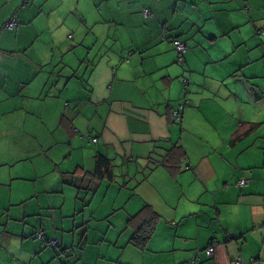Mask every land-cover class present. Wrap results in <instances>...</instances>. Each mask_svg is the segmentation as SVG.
Listing matches in <instances>:
<instances>
[{
    "label": "crops",
    "instance_id": "obj_1",
    "mask_svg": "<svg viewBox=\"0 0 264 264\" xmlns=\"http://www.w3.org/2000/svg\"><path fill=\"white\" fill-rule=\"evenodd\" d=\"M237 262L264 264V0H0V264Z\"/></svg>",
    "mask_w": 264,
    "mask_h": 264
},
{
    "label": "trees",
    "instance_id": "obj_2",
    "mask_svg": "<svg viewBox=\"0 0 264 264\" xmlns=\"http://www.w3.org/2000/svg\"><path fill=\"white\" fill-rule=\"evenodd\" d=\"M143 13H144V11H143ZM11 20H9L8 22H10ZM14 20H16V19H14ZM16 23L18 25L17 20H16ZM6 24H5V26H6ZM174 40H177V39H174ZM177 41H179V40H177ZM185 46H186V44H185ZM186 52H187V46H186ZM186 52L184 53V55L186 54ZM184 55H183L182 61L181 62L178 61L179 63L184 62ZM184 79L188 81L187 85H184V83H183ZM183 80H182L183 87H184V90H186L187 86L189 85V80L187 78H183ZM182 105H185V104L178 105L176 110H178V108ZM183 111H184V109H183ZM181 117H182V113H181ZM180 121H181V119H180ZM91 142L96 144L97 140L92 139ZM178 154H180L179 148H176V147L171 148L170 150H168V154L166 156L167 161H164L162 163L164 165V167L168 168L170 170V172H172V173H175L180 169L175 163H173L174 162L173 160H178V158H179ZM175 156L177 158H175ZM95 162H96L95 163V174H93V175L100 180L109 179L110 181H114V177H113L112 170H111L112 167H111L110 160H108L104 155L98 154L95 158ZM87 190H85V189L81 190L80 189V191H84V192ZM136 217H143V221H142L143 223L140 224L138 226V228L136 229V232L134 233V235L130 239V244L133 245L134 247L140 249V250H144L148 240L150 239V237L152 236V233L154 231V226H155V223L157 221V215L154 213V211L151 209L150 206H144L139 211V213L137 214ZM129 223L130 224L132 223V218L129 221ZM37 238L42 241L41 245L44 248L48 247V246H46V244L47 245H49V244L53 245V243H54V242H48L45 244V240L43 239V237L41 235H39V236L37 235ZM209 247H213V242L210 243ZM206 250L204 252L205 256H206ZM212 257H213V255L211 257H207V258H212Z\"/></svg>",
    "mask_w": 264,
    "mask_h": 264
},
{
    "label": "built area",
    "instance_id": "obj_3",
    "mask_svg": "<svg viewBox=\"0 0 264 264\" xmlns=\"http://www.w3.org/2000/svg\"><path fill=\"white\" fill-rule=\"evenodd\" d=\"M144 15L145 16H149L150 15V11L144 10ZM16 27H17V23H16V20H14V19H12L10 22H8L6 24V26H5V28L8 29V30H12V29H14ZM173 44H174L175 51L177 52V55H178V61L181 62L182 58H183V55L186 52V46H185V44H183L182 42L177 41V40H174ZM183 83H184V85H187L188 81L184 79ZM183 109H184V105L180 106L178 108V110H174L173 111V118H174L175 122H179L180 121L181 113L183 112ZM235 185H236V187H239V188H245L247 186V182L245 180H240ZM213 253H214V248L213 247H209L206 250V256L207 257H211L213 255ZM236 264H240V263L237 262Z\"/></svg>",
    "mask_w": 264,
    "mask_h": 264
},
{
    "label": "rangeland",
    "instance_id": "obj_4",
    "mask_svg": "<svg viewBox=\"0 0 264 264\" xmlns=\"http://www.w3.org/2000/svg\"><path fill=\"white\" fill-rule=\"evenodd\" d=\"M185 92L188 93L187 90L186 91L185 90L182 91V93H185ZM182 104H185V100H183Z\"/></svg>",
    "mask_w": 264,
    "mask_h": 264
}]
</instances>
